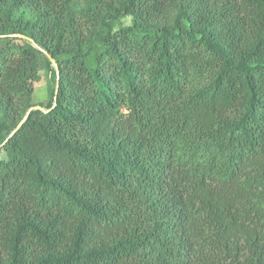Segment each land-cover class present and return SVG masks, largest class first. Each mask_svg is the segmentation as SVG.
<instances>
[{"label": "trees", "instance_id": "16d2710c", "mask_svg": "<svg viewBox=\"0 0 264 264\" xmlns=\"http://www.w3.org/2000/svg\"><path fill=\"white\" fill-rule=\"evenodd\" d=\"M35 106L0 264H264V0H0V146Z\"/></svg>", "mask_w": 264, "mask_h": 264}, {"label": "rangeland", "instance_id": "374dc122", "mask_svg": "<svg viewBox=\"0 0 264 264\" xmlns=\"http://www.w3.org/2000/svg\"><path fill=\"white\" fill-rule=\"evenodd\" d=\"M124 25H130V19L125 18L122 20ZM34 98L39 103H47L51 99V93L53 88V81L51 75L42 71L39 76V81L34 85ZM5 154L3 152L0 153V159H4Z\"/></svg>", "mask_w": 264, "mask_h": 264}, {"label": "water", "instance_id": "95a60500", "mask_svg": "<svg viewBox=\"0 0 264 264\" xmlns=\"http://www.w3.org/2000/svg\"><path fill=\"white\" fill-rule=\"evenodd\" d=\"M13 37L23 39V40H25L26 42H28L29 44L33 45L35 48H38V47L35 45L34 41H33L32 39H30V38H27V37L22 36V35H19V34H17V35H13ZM38 49H39V48H38ZM39 50L45 54L46 58L48 59V61H49L50 64H51V66L55 69L56 74H58V69H57V65H56L55 60H54L51 56H49L47 53H45L44 51H42L41 49H39ZM57 86H58V84L56 83V85H55V92H56V90H57ZM35 110H38V111H41V112H46L44 109H42V108L39 107V106H35V107H33V108L28 109V111L25 113V115H24V117L22 118V120L17 124V126L14 128V130L8 135V137L5 139V141L1 144L0 148H1L2 146H4L5 143H6L11 137H13L14 134H16V133L20 130V128H21V127L23 126V124L26 122V120H27V118H28V116H29V113H30L31 111H35Z\"/></svg>", "mask_w": 264, "mask_h": 264}]
</instances>
